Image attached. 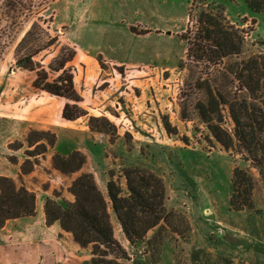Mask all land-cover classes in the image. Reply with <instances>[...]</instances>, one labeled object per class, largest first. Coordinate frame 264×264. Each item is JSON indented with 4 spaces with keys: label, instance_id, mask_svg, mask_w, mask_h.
Here are the masks:
<instances>
[{
    "label": "rangeland",
    "instance_id": "374dc122",
    "mask_svg": "<svg viewBox=\"0 0 264 264\" xmlns=\"http://www.w3.org/2000/svg\"><path fill=\"white\" fill-rule=\"evenodd\" d=\"M258 5L248 0H0V172L20 170L12 177L20 185L19 179L34 171L33 180L43 179V187L51 188L48 198L63 203L75 199L70 187L81 174H93L110 201L107 181L117 180L125 193L123 170L143 168L161 178L166 208L173 213L142 242L131 244L109 204L114 235L128 257L104 254L105 259L264 264V147L260 143L255 150L262 172L236 147L218 142L197 108L199 101H208L210 86L241 111L245 101L264 110V102L249 98L228 71L237 60L264 53V9ZM217 8L244 35L240 52L218 62L193 59L182 34L194 30L203 9ZM73 53L66 68L87 114L67 120L62 111L68 99L33 82L38 67L55 79L60 63ZM25 56L37 70L19 65ZM221 112L223 120L215 117V123L233 132L227 108L221 106ZM93 116L100 128L90 126ZM52 134L55 142L49 144ZM75 151L85 159L80 168L56 167V155ZM22 166L30 171L21 174ZM236 166L254 182L250 210L230 204ZM10 231L0 235L6 243L15 238ZM77 244L89 256L82 264H93L92 246Z\"/></svg>",
    "mask_w": 264,
    "mask_h": 264
},
{
    "label": "trees",
    "instance_id": "16d2710c",
    "mask_svg": "<svg viewBox=\"0 0 264 264\" xmlns=\"http://www.w3.org/2000/svg\"><path fill=\"white\" fill-rule=\"evenodd\" d=\"M251 5L259 1L257 8L264 9V0H248ZM188 42V56L196 60L210 62L222 61L224 58L233 57L240 52L244 35L231 24L225 17L221 8L217 10L203 9L195 22L194 30L182 34ZM74 53L60 63L56 70H62L53 80L45 68L36 66L31 56L18 59L19 65L37 70V77L33 82L36 88L51 94L66 97L62 115L67 120H76L87 111L79 102L82 96L77 91L74 76L66 68L67 62L72 60ZM228 71L247 90L249 98L264 102V53L251 56L247 59L237 60L228 67ZM208 101L197 103V108L212 135L226 149H235L243 152L256 167L263 172L262 161L257 158L255 150L262 143L264 147V110L248 101L243 102L240 109L218 91L207 86ZM73 101V103L71 102ZM221 106L227 108L234 122L233 132H228L219 124L222 118ZM217 117L219 123H215ZM98 117L90 118L92 128H100ZM48 143L53 144L56 136L49 135ZM246 153V154H245ZM78 162L75 166L70 163ZM85 159L79 151L69 157L56 155L54 163L63 171H74L80 168ZM30 170L22 166L21 174ZM126 178L127 191L117 180L110 178L107 181V201L98 188L94 176L84 173L77 177L70 187L75 199L71 202L59 203L48 198L43 206V212L48 224L56 221L63 230L72 234L74 240L83 247L92 246L93 264H120L105 259L104 254H113L117 258L125 259L128 256L126 249L116 239L109 204L117 217L122 231L131 244L144 240V235L157 226L167 215L173 211L165 205V187L161 178L140 167H127L123 170ZM254 182L251 175L239 166L233 170L230 204L236 210H250L253 202ZM36 194L25 186L18 185L15 180L7 175H0V225L7 220L36 213ZM105 247L106 249H102Z\"/></svg>",
    "mask_w": 264,
    "mask_h": 264
},
{
    "label": "crops",
    "instance_id": "0c3cea01",
    "mask_svg": "<svg viewBox=\"0 0 264 264\" xmlns=\"http://www.w3.org/2000/svg\"><path fill=\"white\" fill-rule=\"evenodd\" d=\"M18 171L16 174L0 172V175L15 179ZM33 172L19 179V184L36 193V214L22 216L0 226V235L7 228L15 235L8 243L0 237V264H82L89 256L82 254L81 247L61 230L59 222H46L43 206L51 195V188L43 187V179L33 180ZM75 252L80 254L78 258L71 257Z\"/></svg>",
    "mask_w": 264,
    "mask_h": 264
}]
</instances>
